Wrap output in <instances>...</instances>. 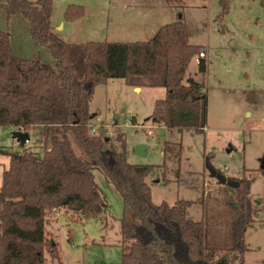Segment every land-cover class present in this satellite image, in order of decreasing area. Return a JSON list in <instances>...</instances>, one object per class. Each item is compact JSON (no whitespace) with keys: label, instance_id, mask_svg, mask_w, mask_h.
<instances>
[{"label":"trees","instance_id":"obj_1","mask_svg":"<svg viewBox=\"0 0 264 264\" xmlns=\"http://www.w3.org/2000/svg\"><path fill=\"white\" fill-rule=\"evenodd\" d=\"M219 3L224 17L229 0ZM52 6L53 0L0 3L8 18L27 19L31 40L47 48L55 61L50 65L12 56L9 34L0 30V126L25 132L41 126L44 136L40 152L24 148L2 171L0 264H45V252L51 259L59 258L57 243L46 236L47 211L65 208L88 218L104 213L105 196L94 169L113 185L124 206L119 219L120 264H243L244 242L231 247L224 229L193 220L188 214L191 201L152 202L145 179L154 166L130 163L122 134L112 141L89 129V103L96 87L119 78L131 87L165 88L164 98L154 102L153 123L204 132V81L185 76L202 46L189 43L187 24L180 16L145 41L70 43L53 31ZM84 14L82 5L69 4L63 16L73 21ZM197 71L204 76L205 58L199 59ZM70 135L89 160L76 155ZM251 180L233 179L238 182L241 238L256 215L249 197Z\"/></svg>","mask_w":264,"mask_h":264},{"label":"rangeland","instance_id":"obj_2","mask_svg":"<svg viewBox=\"0 0 264 264\" xmlns=\"http://www.w3.org/2000/svg\"><path fill=\"white\" fill-rule=\"evenodd\" d=\"M4 1L0 0V3ZM104 1L109 9L104 14L100 38L83 35L79 33L80 28H72L73 25L66 23L63 15L67 5L86 3L92 18L96 6ZM116 6L120 12L129 11V16L136 12L160 16L159 23L164 24L176 21L181 16L189 29V43L207 49L204 76L197 71V54L190 60L185 75L204 81L206 127L203 133H197L191 129H169L153 123L151 114L154 102L164 98L165 88L144 87L141 92H136L119 78L109 79L104 86L95 89L89 103L90 111L94 114L89 126L96 127L97 133L112 141L117 134H122L128 161L154 166L145 179L154 204L165 201L172 205L178 199L191 201L188 213L193 220L204 219L212 229H224L226 243L231 247L244 242L247 251L243 264H262L264 0H229V11L224 17L220 16L219 0H53V31L60 37L67 35L68 39L80 43L87 40L104 41L102 35L107 27L109 41H128V37L111 36L113 24H106L108 12L112 17ZM63 24L65 27L61 28ZM0 30L9 34L12 56L38 59L54 65L50 51L31 40L29 23L23 16L8 18L5 10L0 8ZM132 117H135V122L131 121ZM108 118L118 127L112 128L111 125L115 124L109 123ZM100 122L108 123L96 126ZM148 127L152 134H147ZM17 130L11 126H0V187L2 171L8 167L11 156L21 153L24 148L41 151V140L44 138L41 126L28 130L29 140L24 145L13 137ZM69 140L76 155L82 160H89L72 135ZM137 145L145 146L140 154L136 153ZM216 172L230 180L242 177L252 179L249 197L256 215L242 238L238 230L240 227L237 228L240 220L237 187L221 184L214 175ZM93 174L105 196L104 213L88 218L65 208L47 211L46 236L57 243L59 258L51 259L45 252V264H120L119 219L124 206L119 193L104 175L98 169H94ZM209 235L212 236V233Z\"/></svg>","mask_w":264,"mask_h":264},{"label":"crops","instance_id":"obj_3","mask_svg":"<svg viewBox=\"0 0 264 264\" xmlns=\"http://www.w3.org/2000/svg\"><path fill=\"white\" fill-rule=\"evenodd\" d=\"M98 3H100V2H98ZM82 6L83 7L85 6V9H86L85 14L82 17L75 19L73 21H66L65 20L66 23H70V25H73V26H71L72 28H74V27L80 28L81 30L79 33H81L83 35L85 34L87 36H92L94 38H95V36H97V38H100L99 37L100 33L103 34V26L104 25L102 22L105 20V15H106L107 10L109 9V6L106 8V1H104L103 4H101V3L98 4V6H96L95 15L92 16V18H91V16H89L90 8L87 6V4L83 3ZM98 9H101V11H98ZM119 9L120 8L118 6L114 7L115 12L112 14V17H110L109 12H108V14L106 16V18H107L106 24H113V30H112L111 36H113L115 38L128 37L129 39H128V41H121L120 39H113L114 41H109L108 36L110 33L108 32L107 27H105L104 35H102V38H104L105 42L145 41V40H143L144 37H147L148 39H150L151 37L154 36L153 34H155L157 32L159 27L164 25V23H159L161 20L160 16H157L154 14L148 15L146 12H142V13L136 12V13H133L132 15L129 16V11L120 12ZM79 21H82V22H79ZM64 27H65V25L63 24L61 26V28H64ZM61 38L66 42H68L69 40L74 41V39H68L67 35H62ZM148 39H146V40H148ZM87 41H89V40H87ZM87 41H79V42L83 43V42H87ZM90 41H95V40H90ZM70 43H75V41L70 42ZM206 52H207V49H206ZM108 81H109V79L105 83L100 84L97 87L104 86ZM129 87H131V86H129ZM131 88L133 91L141 92L142 88H144V87H131ZM89 110H90V108H89ZM91 114H92V118H91L90 122H92L93 116H94L93 113H91ZM135 120H136L135 117L131 118L132 122H135ZM108 122L114 123V121L111 118H108ZM108 122H106V123L100 122V124H97L96 126L104 125V124H107ZM114 124H115V126L111 125L112 128L118 127L116 122ZM100 127H102V126H100Z\"/></svg>","mask_w":264,"mask_h":264},{"label":"water","instance_id":"obj_4","mask_svg":"<svg viewBox=\"0 0 264 264\" xmlns=\"http://www.w3.org/2000/svg\"><path fill=\"white\" fill-rule=\"evenodd\" d=\"M13 137L22 145H24L29 140V134L25 131L17 130L13 133ZM145 149L144 145H137L136 146V153L140 154ZM261 168H264V162L261 165ZM215 177L221 184H228L232 187H237L238 182L227 179L225 176L219 174L218 172L214 173Z\"/></svg>","mask_w":264,"mask_h":264},{"label":"built area","instance_id":"obj_5","mask_svg":"<svg viewBox=\"0 0 264 264\" xmlns=\"http://www.w3.org/2000/svg\"><path fill=\"white\" fill-rule=\"evenodd\" d=\"M206 56V49L205 48H202L199 53L197 54V63L199 61L200 58H205ZM149 128V127H148ZM89 129H90V133L91 134H97V131H96V127L94 126H89ZM147 134H152V131L151 129L149 128L148 131H147Z\"/></svg>","mask_w":264,"mask_h":264}]
</instances>
